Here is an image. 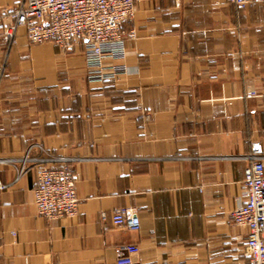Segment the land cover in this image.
Segmentation results:
<instances>
[{
    "label": "crops",
    "instance_id": "1",
    "mask_svg": "<svg viewBox=\"0 0 264 264\" xmlns=\"http://www.w3.org/2000/svg\"><path fill=\"white\" fill-rule=\"evenodd\" d=\"M20 0H0V9ZM128 73L89 79L84 43L0 41V264H251L232 212L252 143L264 155V3L136 0ZM254 90L255 96L249 95ZM33 145L75 157V217L48 219L36 169L1 159ZM38 155L37 148L32 152ZM136 208L138 231L116 225Z\"/></svg>",
    "mask_w": 264,
    "mask_h": 264
},
{
    "label": "built area",
    "instance_id": "2",
    "mask_svg": "<svg viewBox=\"0 0 264 264\" xmlns=\"http://www.w3.org/2000/svg\"><path fill=\"white\" fill-rule=\"evenodd\" d=\"M239 7L252 0H229ZM264 3V0H257ZM136 0H20L14 7L0 9V41L13 45L21 29L32 43L52 42L62 48L84 43V56L89 79L104 81L128 73L124 63L106 65L108 59L125 58V37L122 25L133 19ZM255 96L254 90L248 92ZM37 148L38 155L32 152ZM248 164L244 171L245 189L239 205L232 212L233 222L247 229L244 251L251 264H264V155L260 142L252 143V151L244 157ZM75 157L58 156L40 145H33L22 156L1 159L19 165L16 181L31 167H35L37 183L34 201L45 218L75 217L80 200L76 188ZM15 181L0 180V190ZM116 225L138 231L141 220L136 208L119 207L112 213ZM116 264H144L139 258L140 247L128 244Z\"/></svg>",
    "mask_w": 264,
    "mask_h": 264
}]
</instances>
